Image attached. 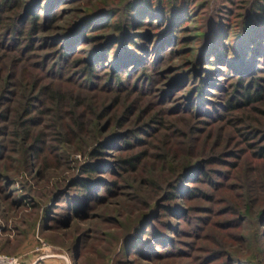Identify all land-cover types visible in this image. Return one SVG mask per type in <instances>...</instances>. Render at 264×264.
I'll list each match as a JSON object with an SVG mask.
<instances>
[{"label":"rangeland","instance_id":"obj_1","mask_svg":"<svg viewBox=\"0 0 264 264\" xmlns=\"http://www.w3.org/2000/svg\"><path fill=\"white\" fill-rule=\"evenodd\" d=\"M18 1L0 11V253L12 264H264V93L226 104L242 99L238 82L264 87V42L233 55L257 0ZM148 1L168 14L126 8ZM118 23L147 35L146 51L118 73L109 51L83 76ZM70 30L83 36L65 47ZM218 40L223 64L210 57ZM49 85L65 96L56 105L39 89ZM135 155L134 169L120 162Z\"/></svg>","mask_w":264,"mask_h":264},{"label":"trees","instance_id":"obj_2","mask_svg":"<svg viewBox=\"0 0 264 264\" xmlns=\"http://www.w3.org/2000/svg\"><path fill=\"white\" fill-rule=\"evenodd\" d=\"M168 4H169V6H167V9H168V12H170V4L171 3H168ZM18 6H20V2L18 0H0V11L12 10ZM161 7H162L161 5H158L155 2L153 4L151 1H148L146 3L129 2L126 5V8L128 9V11L135 10L134 12L136 13V11H137V14H139L138 12L140 9H148L147 14H149V15L152 14L154 16H159V17L161 15L165 16V14H168V13H164V11ZM108 12L111 14L110 11H108ZM30 13H31L29 15L30 24H31L30 30H33L36 27V23L39 19V17H38L39 15L34 10H31ZM178 15L179 14L171 15V19H173L172 22H175L179 18ZM245 15H244L245 20H244L243 25H242L243 26L242 30L240 32L235 33L237 36L236 37L237 42L239 41L240 43H239V46L237 47L238 49H236V51L235 50L233 51V55L239 57L240 59H242V56L248 57L249 55L254 54L256 52L255 48L257 46V43H259L260 41L264 42V33H263V31H264V0H262V1L257 0L255 2H251L249 4V8L247 9V13ZM129 21L135 22L136 19L130 18ZM139 21H141V20H139ZM136 23H135L136 27H139L140 22L139 23L136 22ZM168 26H170V24ZM127 27H128L127 23H124L123 25H119V23H118L117 26L115 27L116 34L113 36V38L115 40L112 41L110 39L108 42L109 45H106L105 48L100 47V48L92 51L91 54L89 53V56L87 59L88 64L85 65L81 70L83 72V74H82L83 76L95 75L96 68L103 65L104 62L107 63V60L103 61V58H104V56L106 58H109L108 57L109 51H112V56L114 55V57H112V59L110 57L109 61L110 60L112 61V64L114 66L113 69L116 73H118L116 69H118L119 67H124L126 62H129V60H132V58L136 57L139 53H144L146 51V48L141 44L140 40L142 38L145 39V36H147V35L143 36V33H141L140 31L139 32H130ZM18 31H19V29H18ZM169 32H170L169 30L165 31V33L163 32L159 40H163L162 38H164V39L169 38L171 36V35H168ZM80 35H81V37L83 36V33L81 30H79L78 33L76 32V34H75L74 30H72V31L70 30L68 35H67L68 37L66 36L67 38H65L66 39V42L64 43L65 47L67 45H69V42H71L75 38H78V36H80ZM123 42H125L124 45H122ZM210 43L211 44L209 46H207V48H215L216 43H214V42H210ZM217 44L220 46L219 47L220 51L217 54L212 53L210 57H212L213 60H216V61L223 60V61H221V64H223L226 61L224 60V58H222L223 54H221L222 53L221 48L224 50L223 52H226L227 49L225 50V47L220 40H218ZM255 44H256V46H255ZM158 46L159 45L157 44L155 46L156 47L155 49H158ZM242 47H243V52H241ZM249 47H252V48H249ZM69 49L70 48L64 49L62 52H60V58H59L60 60L62 59V61H63V59L68 55ZM119 49H123L124 52L120 51V54H119ZM231 49L232 48H230V50ZM228 57H229V54H228ZM205 63L209 64L210 62H207V60H206ZM215 64H217V63H215ZM237 65H235L236 68H238ZM61 68H62V66H59L58 70H55V68H51V66H50V69H51L50 71L51 72L53 71L52 75H54L55 77H58L59 74L61 73ZM126 69L127 70L125 71V74L128 75L130 73V70H129V68H126ZM204 70H205V72H207L206 73L207 75L205 74V76L203 77V81H201V84L196 87V89H198V92H200V93L203 91V87L208 84L207 78H208V73L210 72V69L207 67ZM117 82L121 84L120 76L117 77ZM237 85L240 88H242V90L240 91V96L242 99L234 100V102L228 101L226 104H227V107L229 109H234V107L236 105L237 106L249 105L250 102L261 101L263 99L264 87H261L259 85H256V87L255 86L253 87L250 85L242 86L241 82H238ZM251 87H253V89ZM39 89H41V91L47 90V92L49 90H51V92H49L50 97L52 98V102H54L55 105L58 102L62 101L65 97L64 95L60 94L59 91L52 90L50 88V85H49V87L40 86ZM28 111L29 110L26 109V113H29ZM23 122H26V121H18L17 123L21 124ZM73 122L76 125H78L79 127H81L80 122L74 121V120H73ZM105 144H106V141L100 142V145L98 143L97 147H93L92 150L90 151L91 154L97 155V153L100 152V150H98V148L102 147ZM256 149H257V151H256L257 156L259 158L264 159V147L259 146ZM137 158H138V155L130 156L127 159H122L120 162L123 163L124 166L134 169L135 168L134 160H136ZM80 168L84 172L92 173V172H95L96 169L99 168V166L98 165L96 166L94 163L85 162L82 164V166ZM202 173H203V175H206V173L204 171H202ZM76 185L79 186L80 188L82 187V190L84 189L85 191L89 187L86 179L83 177H82V179L77 181ZM197 192H198V189L194 186L189 189L190 195L195 194ZM173 196H174L173 193H167L166 194V197L169 199L173 198Z\"/></svg>","mask_w":264,"mask_h":264},{"label":"built area","instance_id":"obj_3","mask_svg":"<svg viewBox=\"0 0 264 264\" xmlns=\"http://www.w3.org/2000/svg\"><path fill=\"white\" fill-rule=\"evenodd\" d=\"M14 262V257L0 253V264H12Z\"/></svg>","mask_w":264,"mask_h":264}]
</instances>
